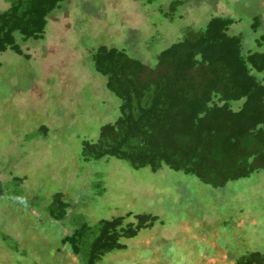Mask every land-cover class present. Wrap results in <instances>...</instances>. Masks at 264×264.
I'll use <instances>...</instances> for the list:
<instances>
[{
    "label": "rangeland",
    "instance_id": "obj_1",
    "mask_svg": "<svg viewBox=\"0 0 264 264\" xmlns=\"http://www.w3.org/2000/svg\"><path fill=\"white\" fill-rule=\"evenodd\" d=\"M150 1L63 0L42 37L22 41L28 57L0 52V183L18 191L0 193V264H83L60 239L82 222L127 212L158 221L122 238L127 247L98 264H232L243 249L264 252V169L213 187L165 165L152 171L114 157L82 160V142L96 141L101 125L119 114V98L91 66L98 46L152 64L183 29L216 14L240 15L229 32H243L245 50L256 49L255 38L264 34V0H184L172 18L159 12L170 0ZM8 6L0 0V11ZM253 14L261 19L255 33ZM58 191L69 207L54 221L45 208ZM3 233L25 254L9 250Z\"/></svg>",
    "mask_w": 264,
    "mask_h": 264
},
{
    "label": "trees",
    "instance_id": "obj_2",
    "mask_svg": "<svg viewBox=\"0 0 264 264\" xmlns=\"http://www.w3.org/2000/svg\"><path fill=\"white\" fill-rule=\"evenodd\" d=\"M5 1L9 6L0 11V52L28 57L22 41L42 37L48 16L63 0ZM183 2L170 0L159 12L172 18ZM236 22H242L240 15L216 14L202 26L186 27L152 64L123 48L98 46L91 53V66L119 98V114L101 125L96 141L82 142V160L114 157L131 168L149 166L152 171L165 165L213 187L264 169V34L255 38L256 49L245 50L243 32H229ZM260 24V14H253L250 32ZM234 101H241L239 107L232 106ZM39 132L45 134L47 127L41 125ZM96 188L104 190L99 184ZM17 192L0 183L1 194ZM68 207L58 191L45 209L59 221ZM157 221L151 213L127 212L92 225L82 222L60 242L83 264H98L107 253L127 247L122 238H133ZM1 235L9 250L25 254L14 238ZM232 264H264V252L243 249Z\"/></svg>",
    "mask_w": 264,
    "mask_h": 264
}]
</instances>
